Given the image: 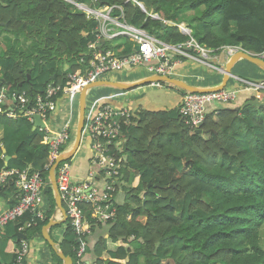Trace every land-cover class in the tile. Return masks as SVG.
I'll return each instance as SVG.
<instances>
[{"label": "trees", "instance_id": "1", "mask_svg": "<svg viewBox=\"0 0 264 264\" xmlns=\"http://www.w3.org/2000/svg\"><path fill=\"white\" fill-rule=\"evenodd\" d=\"M96 1L104 8L120 6L128 25L143 28L169 44L188 38L176 26H163L161 20L180 24L179 11L188 10L197 15L194 20L200 27L192 38L213 56L224 47H234L262 58L264 0H137L146 13L156 14L160 20L151 19L129 0ZM0 23L6 25V29L0 27V34L12 35L3 37L0 46V78L9 85L21 84L18 90L31 95L50 81L66 84V72L79 68V59L94 42L97 26L95 20H86L63 0H0ZM118 39L124 41L119 48L123 55L133 51L127 37ZM35 69H46L48 78L38 83L32 76ZM221 78L211 74L203 85L215 86ZM253 99L252 94L246 102ZM259 100L262 107H244L238 112L233 106L213 104L206 112L201 135L184 124L177 110L139 112L135 124L123 129L126 162L121 164L119 184L110 200L116 217L97 224L91 206L80 205L97 235L89 239L92 263L264 264L259 235L264 225V92ZM9 108V101L0 107V170L28 169L46 181L44 220L21 234L26 236L28 254L39 252L41 243L54 264H63L41 236L42 227L56 213L45 170L48 149L42 134L32 131L19 112L16 118H8ZM109 153L117 157L119 152L111 146ZM1 156L10 160L5 164ZM121 187L123 202L116 200ZM13 193V179H9L0 187V200L10 199ZM28 218L8 224L3 239H15L13 225L18 231ZM65 223L57 240L51 236L55 226L49 234L58 250L74 261L78 238ZM28 234L33 236L30 241ZM17 251L19 248L13 250L12 263Z\"/></svg>", "mask_w": 264, "mask_h": 264}, {"label": "built area", "instance_id": "2", "mask_svg": "<svg viewBox=\"0 0 264 264\" xmlns=\"http://www.w3.org/2000/svg\"><path fill=\"white\" fill-rule=\"evenodd\" d=\"M63 1L77 12L83 13L86 20L93 19L97 22L94 42L88 46L87 53L79 59V68L73 72H66L65 85L51 81L34 95L15 89L10 91L9 95H5L4 90L0 91V107L6 101L10 102V108L7 110L8 118H16V112H19L32 126L36 116L44 124V127H38L36 130L42 134L43 142L48 149L49 161L45 166L47 173L63 154L62 151L67 148L70 137V119L58 129L54 127V117L60 102L66 100L69 108H72L73 99L88 84L102 80L112 73L129 72L140 68L153 76L172 78L180 64L194 60L209 69L216 70L209 62L212 51L201 48L186 29L182 31L184 35L189 36L185 42L164 43L149 35L144 29L128 25L123 19L120 6L112 5L104 8L98 6L96 0L82 3ZM129 1L139 6L137 0ZM115 12L118 15H114ZM119 37H127L130 40L133 44L131 53L123 55L120 51H116L115 47L106 46L109 41ZM101 42L103 44L99 47ZM230 49L231 47H225L223 50ZM261 56L263 59L264 51ZM243 89L259 98L264 91V83L243 82ZM238 92V90H221L209 94H185L181 98L179 114L186 126L197 129L204 121L207 106L214 103H232ZM48 120H50L49 124ZM133 122L134 116L129 106H116L108 100H95L86 108L83 127V134L91 143L90 168L86 176L74 180L69 161L60 163L55 169V182L64 206L66 221L78 238L74 250L75 264H91L86 256L90 249L89 239L93 234L92 225L84 218L80 205L91 206L93 220L97 224L112 221L116 217V210L110 200L119 184L121 164L125 162L123 129L133 125ZM111 146L118 150L117 157L109 153ZM9 179H13L14 193L9 199L13 205L4 210L0 209V240L8 224L25 216L30 218L20 227V233L44 220L43 193L46 184L44 178L37 172L30 173L28 169L22 171L1 169L0 187H3ZM27 252V242L20 241L18 256L11 264H24ZM0 264L6 263L0 260Z\"/></svg>", "mask_w": 264, "mask_h": 264}, {"label": "crops", "instance_id": "3", "mask_svg": "<svg viewBox=\"0 0 264 264\" xmlns=\"http://www.w3.org/2000/svg\"><path fill=\"white\" fill-rule=\"evenodd\" d=\"M226 58L227 57L225 55V52L220 51V53L218 54V57L214 58L212 60V62L214 63V61H215L216 64H218V68H223L227 62ZM191 64L192 63H185V62L180 64L176 68L172 78L184 81L185 83L189 79L192 83L197 82L203 86V81H204V78L206 77L207 74L205 72L201 73V72L195 71V67L192 66ZM252 69H257V68H255L254 66H252L251 64H249L248 62H246L244 60L238 61L235 64V66L232 68L233 78L229 81L230 89L231 88L232 89L237 88L239 91L237 100L233 105L235 107L242 106L244 103H246V100L248 99V97L252 96V94L250 92H247L243 89V87H242L243 82H247L249 80L250 81H253V80L254 81H262V79H260L259 77L249 76L248 72H250ZM134 70H136V69H134ZM257 70H259V69H257ZM204 71H205V69H204ZM129 72H131V71H129ZM112 74H120V73H112ZM122 75L124 78L121 81H117L114 78L104 79V80L109 81V82H119V83H134V82H136V81H129V79L127 80V74H125V75L122 74ZM145 78H147V77H145ZM143 79H141V80H143ZM219 84H217V85H219ZM217 85H215V86H217ZM202 86H201V88H203ZM149 87L153 88L154 90L157 89L162 94L164 99L166 100L165 104L160 103L162 105H161V107H158L157 110L154 109L155 108L154 104L151 105L150 100L147 97V95L146 96L140 95L138 97L131 98V97L127 96L128 91H125L126 92L125 93V92L115 90V89H111V88H106L107 90L106 89L104 90V88H102L103 90H98L99 93L101 91H104V92H101L102 94L101 95L99 94V96H97V99H93L92 101H90L89 106L95 100H108V102H110L111 104L116 105V106H122V105L129 106L131 110H134L135 116L138 115V113L141 111L160 112V111L177 110L179 108L180 100L182 97L181 90H179L177 88H172V89L165 88V87L157 86V85H149ZM136 90H137V88H136ZM130 91H135V89L130 90ZM88 95H90V93H88ZM91 97H95V96H91ZM135 108H136V110H135ZM60 112H61V109L59 106L58 112L56 113V118L54 120L55 129H58L67 120L70 119L72 121V119H73L72 108H69V105H65L63 116L61 118H59ZM1 135H2V129L0 127V138H1ZM87 141L88 142H87L85 148L83 149V153L80 155L78 160L75 161L73 164L70 163L71 174H72V177L74 178V180L83 179L86 176L88 169L90 168L89 161L91 159V151H90L91 143L89 142L88 139H87ZM118 195H119V191H118L116 197ZM123 197H124V195H123ZM10 205H11V202L9 201V199L0 200V209H2V210L7 209ZM60 234H61V231L55 232V235L57 236V238H59ZM3 235H2L1 240H0V253L2 254V257L4 258V260L1 258V256H0V260H2V262L6 263V264H11L13 259H14L13 250H17L19 248V244L17 243V245H16V243H14V239L11 237L7 238V239H3ZM96 237H97V235H96V233H94L92 239L94 240ZM26 242H27V240H26ZM38 246L41 249V251H40L41 253L43 251H46V249H45L46 247H44V244L40 243ZM10 248H12V250ZM41 253H38L37 249L31 250V252L27 256L26 264H38V263L39 264H54L51 258H50V260L42 261L41 258H43V257L40 256ZM49 255H50V252H49ZM44 257L48 258V253H45Z\"/></svg>", "mask_w": 264, "mask_h": 264}, {"label": "water", "instance_id": "4", "mask_svg": "<svg viewBox=\"0 0 264 264\" xmlns=\"http://www.w3.org/2000/svg\"><path fill=\"white\" fill-rule=\"evenodd\" d=\"M142 12H145V9L141 7ZM0 27L6 29V25L0 23ZM103 44V42L100 43V46ZM226 55L227 62L224 65V67L221 69V75L222 79L219 85L213 86V87H205L201 88L199 86L194 85H188L184 81L169 78L165 76H149L147 78H144L143 80L134 82V83H119V82H109V81H97L93 82L91 84H88L85 86L78 95V115H77V123H76V129H75V135H74V141L71 144V147L68 148L66 152H64L58 160L52 165L50 170L48 171V181L53 193L55 205H56V212H59L61 215V220H49V222L42 227L41 229V236L49 244V246L52 248V250L56 253L57 257L62 261L63 264H72V260L69 257H65L58 249L57 245L53 242V240L50 238L49 230L59 224H62L66 221L65 216V210L62 206L59 192L57 189V185L55 182V169L56 167L63 162L70 161L74 158L75 154L77 153L80 144L81 139L83 135V127H84V119H85V109H86V97L87 93L91 89L95 88H111L119 91H130L142 86L150 85V84H170L171 86L185 92V93H195V94H204V93H214L221 91L223 89L230 88L229 81L233 78L232 75V68L235 66V64L240 61L244 60L254 66L255 68L259 69L262 73H264V60H261L257 58L256 56L252 55L249 52H246L240 48H231L229 51H224ZM207 56V55H206ZM216 64V62L214 61ZM52 79V78H51ZM27 80H29V76L27 75ZM9 83L6 82L4 79L0 78V91L4 90L5 95H9L10 91L7 90ZM11 88H19L21 87V84L12 83L10 84ZM263 106V103L259 101V98L255 97L252 101H248L244 103L241 108L244 107H252V108H260ZM240 108H234L233 110L235 112H238ZM136 110V108H135ZM134 111V110H132ZM137 119V115L135 116ZM38 127H44V124L40 120L38 116L34 118V124L32 127V131H35ZM196 133L198 135L202 134L201 130H196ZM2 152L5 153V150L2 149ZM10 160V157L4 156V162L5 164ZM151 186V184H149ZM153 187L157 188L158 184L154 185ZM14 226V225H13ZM14 236L15 241L14 243H17L20 239H26V236L24 234H21L16 231V228L14 226Z\"/></svg>", "mask_w": 264, "mask_h": 264}, {"label": "rangeland", "instance_id": "5", "mask_svg": "<svg viewBox=\"0 0 264 264\" xmlns=\"http://www.w3.org/2000/svg\"><path fill=\"white\" fill-rule=\"evenodd\" d=\"M195 16H197L195 13L189 12L188 10H181V11H179V19H178V22H182L185 25V27H187V29H189L191 31V37L193 36L194 38H196L197 34L200 33L199 24H197V22L194 20ZM168 24H170V26L172 25L169 22L167 23V25ZM3 37L12 38V35L4 34V33L1 32V34H0V46H1V43L3 42ZM186 38H188V37L186 36ZM123 44H124L123 39H113V40L109 41L106 44V46L110 45V47H115L114 49L116 51H119V48H122ZM196 56L200 57V55H196ZM185 63H192L191 65L195 67V71H198V72H201V73L205 72L207 74L206 76L210 77L211 74L222 76L221 73L218 70H209L207 67H205L202 63H200L197 60H194L193 62L185 61ZM204 69H205V71H204ZM122 74H124V75L127 74V80L129 79V81H136V82L140 81L141 79H143L145 77H149L150 76V74H148L143 68H140V69L133 70L131 72H123V73H120V74H109L106 77H103V79L114 78L117 81H121L124 78ZM248 74H249V76L259 77L260 79H262V81H254V80L250 81L249 80L248 81L249 83H254V84H259V83H262V82L264 83V73H262L261 71H259L257 69H252L250 72H248ZM32 76H33V79L36 80L38 83L43 82V80L45 78H48L47 70L46 69H39V70L35 69V71H32ZM187 82L191 83V81L189 79L187 80ZM195 84L196 85H201L200 83H197V82H195ZM105 89L106 88H104V90ZM98 90H103V89L102 88H95V89H91V90L88 91V93H90V95H88V93H87L86 108L89 106V102L90 101H92L93 99H97V96H99V94L101 95L102 94L101 92H104V91H101L99 93ZM140 95L141 96H146L147 95V97L150 100L151 105L154 104V106H155L154 109L155 110H157L158 107H161L162 104H160V103H163V104L166 103V100L164 99L162 94L157 89L154 90L153 88L149 87V85L137 88V90L135 89V91H128V94H127V96L131 97V98L138 97ZM91 96H95V97H91ZM65 105H67V101L66 100H62L60 102L61 112H60L59 118H61L63 116ZM77 115H78V96L75 97L73 99V102H72V116H73V119L71 121L70 137H69V140H68V146H67V148H65L62 151V153L66 152L68 150V148L71 146L72 142L74 141V135H75V129H76V123H77ZM54 118H56V117H54ZM49 123H50V120H48V124ZM87 142H88L87 141V137L85 135H83L82 139H81L80 147H79L77 153L75 154L74 158L70 161L71 164H73L75 161L78 160L80 155L83 153V149L85 148ZM118 191H119V195L117 196L116 200L119 201V202H123L124 198H123L122 187ZM50 220H54V221L58 220L59 221V220H61V217L56 214ZM65 226H66V223H62V224H59V225L55 226L52 229L51 236L53 237L54 240L57 239V236L55 235V232L62 231L63 229H65ZM259 235H260V241H261L262 245L264 246V225L260 229V234ZM32 237L33 236L31 234H28V241H30L32 239ZM45 249H46V251H43L42 253L40 252L41 249L38 252V253H41L40 256L43 257V258H41L42 261L50 260V258H51L50 255H49L48 249L47 248H45ZM45 253H48V258L44 257ZM0 256L4 260V258L2 257L1 253H0Z\"/></svg>", "mask_w": 264, "mask_h": 264}, {"label": "clouds", "instance_id": "6", "mask_svg": "<svg viewBox=\"0 0 264 264\" xmlns=\"http://www.w3.org/2000/svg\"><path fill=\"white\" fill-rule=\"evenodd\" d=\"M138 2V1H137ZM77 3H79V2H77ZM138 4H139V6L135 3V5H137L138 6V8L141 10V7H143L139 2H138ZM117 6V5H116ZM93 7H95L94 5H93ZM144 8V7H143ZM145 9V8H144ZM142 11V10H141ZM80 13V12H79ZM143 13H145V14H147V16L148 17H150L151 19H154V20H160L159 18H158V16L156 15V14H153V13H146V10H145V12H143ZM83 14V13H82ZM84 15V14H83ZM115 15V14H114ZM118 15V14H117ZM85 16V15H84ZM162 21V24H163V26L164 25H167V21H163V20H161ZM170 23V22H169ZM172 24V23H171ZM167 26H170V24H168ZM171 26H176L178 29H179V31H180V33L183 35V36H187L188 38H189V36L188 35H184L183 34V29L185 30H187V31H189V35H190V37H191V31L189 30V29H187V27H185V25L182 23V22H180V24H172ZM134 27V26H133ZM136 28H139V27H136ZM143 29V28H142ZM147 32V31H146ZM148 33V32H147ZM149 34V33H148ZM150 35V34H149ZM152 36V35H151ZM154 37V36H153ZM120 38V37H119ZM192 38V37H191ZM118 39V38H117ZM193 39V38H192ZM158 40V39H157ZM186 40H188V39H186ZM160 41V40H159ZM195 41V40H194ZM161 42H163V41H161ZM185 42V41H184ZM165 43V42H164ZM100 46V45H99ZM225 48V47H224ZM223 48V49H224ZM231 48H234V47H231ZM221 50V51H224V50ZM120 51V50H119ZM207 51V50H206ZM253 55V54H252ZM254 56H256V55H254ZM210 59H209V62H210V64L213 66V67H215L216 68V70H218L220 73H221V69L222 68H218V64H214L213 62H212V60L214 59V58H217L218 57V55H215V56H213L212 54H210ZM257 58H258V56H256ZM260 59V58H259ZM261 60H263L262 58H261ZM209 69V68H208ZM209 70H215V69H209ZM123 73V72H122ZM150 76H153V75H150ZM102 80H104V79H102ZM102 80H99V81H102ZM51 82V81H50ZM97 82V81H96ZM248 82V81H247ZM47 84V83H46ZM161 84V83H160ZM160 84H158V83H156V84H150V85H157V86H160ZM199 87H201V86H199ZM203 88H205L204 86H202ZM211 87H213V86H211ZM242 87H243V84H242ZM207 88V87H206ZM18 89H20V87L19 88H15V90H18ZM7 90H9V91H13L14 90V88H11V85H8V88H7ZM223 90H238L237 88H226V89H223ZM122 92H124V91H122ZM219 92V91H218ZM262 92H264V91H262ZM214 93H216V92H214ZM251 94H253L254 95V98L256 97V95L254 94V93H252V92H250ZM185 94H188V93H182V97L185 95ZM190 94H195V93H190ZM204 94H209V93H204ZM181 97V98H182ZM237 97H238V93H237V96H236V99H235V101L234 102H232V103H228V104H217V103H214V104H217V105H220V106H233L234 105V103L236 102V100H237ZM260 101V100H259ZM261 102V101H260ZM180 103H181V100H180ZM213 105V104H212ZM212 105H210V106H212ZM210 106H207V108H206V112H207V110H208V108L210 107ZM179 108H180V106H179ZM179 108L177 109V111H178V113H179ZM234 108H237V107H235V106H233V109ZM238 108H241V106L240 107H238ZM85 111H86V109H85ZM133 112V116H134V120L136 121V118H135V112L134 111H132ZM206 112H205V114H204V120H205V115H206ZM215 114H217V111H215L214 112ZM180 115V114H179ZM180 117L182 118V116L180 115ZM135 121L133 122L134 124H135ZM204 122V121H203ZM133 124V125H134ZM202 125V124H201ZM201 128V126L199 127V128H197V129H192V130H194V131H196V130H201L200 129ZM83 133V132H82ZM84 135V134H83ZM82 135V136H83ZM126 141V140H125ZM124 154V153H123ZM125 155V162H126V154H124ZM1 158H4V156H1ZM71 161V160H70ZM69 161V162H70ZM125 162L123 163V164H125ZM124 198V197H123ZM59 215L60 217H61V215L59 214V212H56L55 213V215ZM66 222V221H65ZM64 222V223H65ZM57 226V225H56ZM18 232H19V230H18ZM20 233V232H19ZM51 238V237H50ZM14 241H15V239H14ZM20 241H26L25 239L23 240V239H20L18 242H20ZM17 242V243H18ZM19 246H20V243H19ZM52 249V248H51ZM57 249H58V247H57ZM27 254H28V252H27ZM56 254V253H55ZM86 258H87V261L88 262H90L91 264H93L92 263V261H91V255H90V249L88 250V253H87V256H86ZM72 260V259H71ZM74 260H75V257H74ZM72 264H75L74 263V261L72 260Z\"/></svg>", "mask_w": 264, "mask_h": 264}]
</instances>
